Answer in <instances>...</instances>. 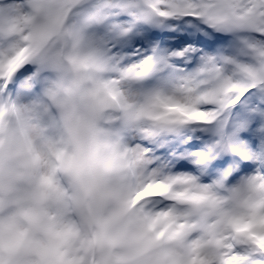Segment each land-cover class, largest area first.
<instances>
[{"label":"snow or ice","instance_id":"obj_1","mask_svg":"<svg viewBox=\"0 0 264 264\" xmlns=\"http://www.w3.org/2000/svg\"><path fill=\"white\" fill-rule=\"evenodd\" d=\"M4 13L15 23L0 33V99L30 72L27 87L51 91L42 51L87 52L117 106L98 118L135 178L115 189L113 162H97L91 198L68 205L97 231L58 264H264V230L228 210L264 219V0H0ZM205 208L220 232L193 222Z\"/></svg>","mask_w":264,"mask_h":264},{"label":"clouds","instance_id":"obj_2","mask_svg":"<svg viewBox=\"0 0 264 264\" xmlns=\"http://www.w3.org/2000/svg\"><path fill=\"white\" fill-rule=\"evenodd\" d=\"M14 23L13 15H0V33ZM40 56L45 59L38 66L54 77L51 91L43 89L31 101L0 99V257L8 264H58L69 243L78 248L97 231L68 205L74 193L91 198L99 160L113 162L104 177L108 185L121 189L135 183L126 162L115 155L125 145L108 136L112 126L98 118L101 110L105 117L115 116L117 108L107 95L105 74L86 61L87 52L70 44L46 49ZM141 119L152 123L147 116ZM228 210L251 221L253 230H264V219L249 216L247 208L232 204ZM193 222L202 229L214 224L217 232L225 227L223 218L207 208Z\"/></svg>","mask_w":264,"mask_h":264},{"label":"rangeland","instance_id":"obj_3","mask_svg":"<svg viewBox=\"0 0 264 264\" xmlns=\"http://www.w3.org/2000/svg\"><path fill=\"white\" fill-rule=\"evenodd\" d=\"M28 67L32 68L34 72L36 67L34 65H29ZM32 75V73H27L25 76L20 78V81L17 82L16 89L12 93L14 97L20 98L24 101H31L39 98L42 95L43 84H33L31 87L25 85L26 77ZM43 76H47V73H43ZM39 89V91H37Z\"/></svg>","mask_w":264,"mask_h":264}]
</instances>
